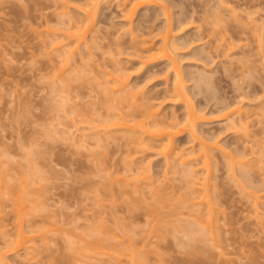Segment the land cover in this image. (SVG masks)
<instances>
[{"label": "rangeland", "instance_id": "obj_1", "mask_svg": "<svg viewBox=\"0 0 264 264\" xmlns=\"http://www.w3.org/2000/svg\"><path fill=\"white\" fill-rule=\"evenodd\" d=\"M166 1L169 4H167V6L171 5V12L174 13V15L176 14L177 16V14H179V10L181 9L178 4V0ZM191 1L193 3L200 2V0H185V2L189 4L192 3ZM82 2H79L78 0H0V264H94L95 261V264H100V260H102L103 258L107 261V263L115 264L116 262L114 261V259L113 262H111L110 259L112 258H109L113 254L111 252V250L113 249L112 244H114L115 246V244L117 245L118 243L124 248L125 244H128L127 242L130 240L129 238H135V240L133 239L131 240V242L129 241V243L132 244L133 241H136L134 242V244L136 243V247L139 249L140 254L138 255H143V258L147 256L145 258L147 261L145 260L146 262H142L143 264H264V222L263 224L261 223L262 225L257 224V222H261L262 218L264 217V204L261 207L259 206V209L262 213L260 214L263 215V217H261V220L257 221L256 218L259 217L250 204V198L248 199L246 197L247 193L251 192V190L254 191L257 187L255 186L254 188L252 186H246L249 181L247 182V180H244L245 178H242L239 175V167L237 168V172L235 171L236 173H238L236 174V177L238 175L243 179L242 180L240 178V180L239 177H237V179L240 180L242 184H244L245 181L247 183L244 184L245 186L242 185L243 188H241V185L239 186V184L233 181V179H231L232 175H230L229 172L230 169H226V166L228 165L226 164V162L228 160H225L226 162H223L222 158L224 157H222L223 155L220 154L221 151L219 150H216L217 152L214 154L215 156H217V158L215 159L216 161L219 159L221 160V162H216L221 166L215 167L216 172L214 171L212 173L214 167L213 166L210 172L211 175L213 174L212 176L210 175V178L212 180L208 178L209 180H211L209 182L212 184H209L211 187L209 188L214 192L213 193L210 190V192L213 193L211 197L213 196L215 198V196L217 195V191H220L221 193L224 192L223 195L221 194L222 198H220L221 195L219 196L220 199L217 197L219 202H217L216 198H212L216 201L215 202L212 200V202H214L213 204L217 203L216 205H214V207L216 206L217 210L216 207L215 210L216 212L218 211L217 214L215 212L214 217H216V219H214L215 221L213 222H215V224L217 225V219L219 217V224H221L220 227H222V231L220 232L215 227L213 228L216 229V232H219L218 236V232H215L214 234L216 235L218 240H216L217 245L214 242V239H216L215 236L211 241L210 238H208L209 241L203 239V241L206 240L207 242L198 241L196 243H192L189 240V244V236L187 234H184V232L182 233L183 235H179V233H176L174 235L165 236V240L160 242L157 237H153V235L149 240L146 241L147 245H144V235L139 232L138 228L140 229L142 227L140 230H142L143 232L145 226V223L143 222L147 220V218H145L146 216H143L145 214L142 213V215L139 216L140 218L145 219H140L137 214H141V212H144L141 209V206L143 208H149V200H145L148 203L147 205L149 206L142 205L143 203L141 204V206H138L139 203H132L134 202V200L133 198H131L133 200L130 202L132 203V208L134 209L136 207H140V211L142 210L140 212L138 211L139 209H131V206L128 203L130 200H128V198L126 201L129 206H125L127 205L126 202L123 203L124 201H122L121 198L117 197L118 195L116 194V192L114 194L117 196H115L114 194H111L110 196V190H108L109 193H107V190H104L107 186L113 184V189L112 187L110 188L111 191H117V187H119V185L116 183V180L120 178H122V180L127 178L123 176L125 173L123 174L122 172V166H125V159L126 162L130 161V159L132 158L137 159V162L140 163L137 164L138 166L140 165V167L144 166V164H147V162L150 161L152 164L151 175L153 176L155 174L153 177L156 176V173L154 172L159 170V168L164 164V158H162L163 156L157 155L159 150L156 148H150L149 152H145L141 155H133V153H131L132 155L130 153L128 154V152H126L127 149H124V147H122V141L117 139L118 137H120V135H122V133L120 132V130H118V132L114 128H112L111 130L109 129V135H105V137H103L105 139L104 141L101 140L103 144L100 143V145L99 142H96L97 138L94 137V131L95 133H101L102 128H96V126L99 127V120H102L101 118L104 119L106 116L103 117L100 114L102 116H100V118L99 114L96 113H105V110H98L96 112L93 111L92 114H90L87 109L85 110V107L89 102H94L96 103L95 105H103V107L106 106V108L109 105V107H111H108L110 112V109L112 110V108L116 105L114 96L110 94L111 92L108 88L111 85L108 84L109 86H106V83L104 82L107 79V76H105V74L103 73L104 71H112L114 61H121L120 63L124 66L126 72L131 74V87H139L145 94H149L151 92L154 93L159 90L162 91L164 88H166L167 84L165 83V79L167 75L163 71L166 68V64L163 63L162 65L157 66V68L155 69H147L148 66L143 65L139 60L128 57L126 53H123V51L126 52L128 50H122L121 52L123 53V55H120L121 52L118 53L119 50L117 51L118 48L115 45V41L117 39L116 37L119 38L123 34L125 35H123L124 39L122 40H130L131 37L127 35L131 34H129L128 32V34L126 35V33L128 29H130L131 27L133 28L138 24H142L140 31L141 29L144 30L147 28L146 30H144L145 34L146 32L151 31L148 29L152 28H154L152 29V31L155 30L153 33L156 34L157 30L160 29V27H164L166 17L163 15L162 11L159 8H150L147 11L144 9L141 12L143 13L144 11V13L146 12L147 15L146 13H143V15L140 12V14L135 17L132 24L128 21L123 20V17L121 15L122 13L120 14L121 8L117 11L118 8L116 7V1L112 2V6L108 9L106 8L108 7L107 4L102 5L101 9L103 10L99 11V16L96 22L97 26L95 27V31H93L94 39L96 38V43H98V46H95V48H98L94 49L92 47L93 45L91 46V48H93V50L91 49L92 52L95 53L93 54L94 57H91L90 60L86 58V64L88 61V65L84 68H81L83 69V73L81 74V81L84 78L86 85L82 83L83 81L81 82V84L87 88L85 90L84 87H82L83 89L77 87L80 89V91H78L79 89L74 90L75 86L73 85V83L77 85V81H80L77 80L75 82L74 79L76 78L72 79V77H75L74 73L71 77V80L73 81H71L70 79L68 80L72 82V84L70 82L68 83L65 80L68 83V86H64L66 94L65 92H61V94H59L61 90L59 91L56 88L57 91L53 92V89H55V86H57L55 81H57V79L59 78L56 71L59 69L62 63L58 58V54L56 52H53L54 50L50 51L52 47L49 50L46 49L48 47V42L46 43V48L45 45L42 44L49 33H47L46 31L49 30L47 28L50 27V29L52 28L53 30L55 26H60V23L57 22L60 21V18L57 19V15L63 10V4H66V6H64L66 7L65 9H67V11H69L72 16L77 18L81 17L82 13L80 12L81 10L77 9L76 7L81 4L83 5ZM84 2H86V0ZM246 2H248L249 8L245 5ZM67 3L69 4V7L67 6ZM110 3L108 4L109 6L111 5ZM189 4L188 6H184V8H189L190 6H192H189ZM228 5L233 9L235 8L234 10L238 12L237 14L241 13L240 15L244 16V18H246L245 10L247 8V11L249 12L255 11L252 15V18L250 17L251 19L262 20L261 18H264V0H230ZM189 9H191V7ZM119 14L122 18L119 16ZM138 17L141 18V20ZM250 18H246L244 20V24L246 26L248 25L246 23ZM123 26L125 27V29ZM62 28L65 29L64 27ZM62 28H59V33L61 31L63 32ZM66 28L69 30L68 27ZM60 29L62 30L60 31ZM67 29L63 33H66ZM144 32L142 31V33ZM147 35L148 34L145 35V38L150 36ZM242 36H240L242 39L241 43L247 45L245 49H251L252 53L258 52V42L253 39L251 35H244V37ZM150 37L152 38V36ZM48 38H50V36ZM243 38H245L244 42ZM91 39L92 36L89 40L91 41ZM241 39L239 41H241ZM92 41L90 43H92ZM83 47L81 52H83V50L85 49ZM180 52L181 54L178 57L182 59L180 61V65L183 73L190 74V72L194 71L197 75V73L200 72V75L203 74V76L207 75V77L209 76L208 78H212L211 83H206L207 85H204L205 87H203L204 90L201 89L202 91L195 88V81H189L187 85L189 86L190 91H194L192 89H195V95L192 94L194 92L191 93L194 96V103L196 105L201 104L203 106H201L202 108L206 107V113L208 114L207 117H210L207 119H210L211 122L207 120L209 124H204L202 129L206 131V135L208 134L210 136H213L214 134H216L215 136L219 137V134L220 139L225 142H221V144L224 145V147L226 144L225 149L228 145L226 151H231L232 147V151L235 147L241 146V149L242 147L244 148V146L242 145L244 141L246 142V138L248 136L246 137V135H244V130H240V132L237 133L235 129H232L234 128V126H232L231 129H228L229 127L227 128V124L225 125V123H223L225 122V120L222 121L223 118L219 119L221 117L220 115L222 114L217 113L216 110L214 111V109H216L214 108L215 103L216 105L218 104V97V99H222L221 101H223V103L225 102L224 104H227L228 102L230 103L232 101L235 103L239 100V94H246L245 96H242V99L244 97L243 101L245 100V103L242 102L244 107L242 104L241 106L244 108V110L246 109V112H249L247 113L249 114L248 117L251 116L250 119L248 118L250 124L252 123L253 125V122L257 123H255V126L253 125L254 127L252 126L250 128V132L252 133V135L256 134V137L259 139V141L263 139L260 141V143L257 140L256 142L258 143L256 144L252 141L254 140L253 137H249V140L252 139L251 142L256 145L254 146V150L257 151V153L248 156V161H252V165L249 163L251 167L255 165L253 169L251 168V171L256 170V172L253 171V173H256V175L251 174L252 179L254 178L253 176H255L257 184H263V182L260 180L264 178V153L261 152V156H259L258 153L260 152L259 150H261V148L263 149L261 151H264V133H262L261 135L259 132L260 130H264V121L262 120L263 123L261 122L260 124L259 122L261 120H259L258 122L256 120L262 117L260 110L261 108H264V65L261 64V62L256 61L253 64V67H257L250 70L252 73L251 76L248 69L242 66L243 68H245V70L240 68L242 70L238 71V68L240 66L237 65V67H235L236 64H234V77L236 76V74H239V77L236 76L234 78L233 72H229V70L231 71L232 67L229 66V68L225 64L226 68H229L228 74L227 70L224 69V65L219 63V61H222V58L216 60V63L207 64L206 62L204 63L202 61H198L192 55H189V49H183ZM86 53L87 51L85 50L84 54ZM117 53L119 54V56L116 55ZM53 59L55 63H52L54 61L50 62ZM253 59L258 60V58L255 56L253 57ZM51 63L54 65L51 66ZM73 66L71 63L67 67L68 71H71L70 69H73ZM73 70L72 72H74ZM100 70L103 72H101ZM151 70L162 71L155 76H151L149 74V71ZM77 71L79 72V70ZM242 71L245 74L247 73L246 75H248V77L250 78L248 79L249 81L251 80L250 82H252L250 87V83H248L249 81H245V77H242L246 76L245 74L241 75ZM69 74L70 72L68 73V75ZM250 76L254 77V79L256 80L252 79ZM78 77H80V75ZM78 77L77 79H79ZM234 79H236L237 83L239 82L240 85L237 84L238 87L235 85L236 83L234 84ZM87 82L89 83V85H87ZM61 83L64 84L63 81ZM61 83L58 84L60 85ZM100 83H103L102 86ZM69 84L73 85L74 87H71L69 89ZM88 86L90 87V90ZM239 86L245 89H242V91L240 92L238 91L239 89H241L239 88ZM81 90L83 91V93L81 94L82 96H78L77 91L82 92ZM247 91L251 93L249 94L247 93ZM253 91H255L256 93ZM61 97L63 98L61 99ZM99 97L101 98V100L99 99ZM103 98L106 99L104 101H112L113 103H115V105L112 106V104L110 103H108V105L105 104L106 102L104 103ZM150 98L152 99V101L155 99L153 97ZM150 98L147 101H151ZM157 99L158 100L155 99L153 103L163 104L160 107L162 114H168L167 116H170L171 114L172 116V114H174L175 112L179 116H182V114L185 113V107L182 106L181 103L174 104L168 99ZM61 100L63 102L64 100L68 101V103L66 104L67 108L66 105L64 109L62 108L63 103H60ZM221 101H219V103ZM94 106L92 105V107ZM219 107L220 106L218 105L217 108ZM87 108L88 110L90 109L89 107ZM100 109H102V107ZM107 109L106 114L108 115L109 112L107 111ZM212 109L216 113H214ZM254 110L257 111V113ZM84 113L92 116L93 121L98 119L96 122L90 121L91 124L94 123L91 126L92 129H89L88 125V127L83 125V122L81 123L80 120H82V118V121L86 122H88L92 118L91 117L90 119H86ZM248 114H244L243 118H245V116H247ZM84 118L86 120H84ZM245 119L247 120V118ZM90 122H88L87 124H90ZM95 128L98 130L100 129L101 131L99 130V132H96L97 130ZM235 128L237 129L238 127ZM177 139L178 146L181 143L184 148H192L194 146L198 148V142L192 141L187 133L181 134V136H179ZM238 141L240 142L238 143ZM248 143L249 141L244 145H246V147L250 146V143ZM123 146L125 145L123 144ZM135 156L138 157L136 158ZM257 157H263L262 160L259 158L261 162L263 161V163H261ZM252 158L254 159L252 160ZM194 165V169H198L200 164L197 165L196 163ZM117 168L119 170H117ZM175 171L176 170H174V172ZM178 171L179 173L172 172L171 175L169 174L170 177H172L173 174V177L178 178V182L175 183H179V178H187L184 176V174L180 173V169ZM206 172L205 174L207 175ZM183 173L187 175L186 171ZM160 175H162L161 172ZM132 177L133 176L131 175V178ZM201 177H203V175L201 176V174H198L197 180L199 178L198 181H200ZM129 178L130 177H128L126 180L131 179ZM175 178L174 180H177V178ZM204 178H201V181L202 179L204 181ZM160 180L155 183V185L159 186L158 184H160ZM256 180L253 181L254 184ZM141 182V187L145 190L141 188L140 190H142V193L144 195H142L141 191L139 193L135 192L136 194H133L137 196L136 197L134 195L137 199L138 197H141L140 199L142 200H138L143 202L144 196H146L148 192L149 193L147 196H149L150 191L148 190L149 183H147V181L145 180L143 183ZM177 185L178 187H181V180ZM247 185H250V183H248ZM190 186L189 187L196 192L194 196H196L198 192H202L200 188H196V186L194 187L193 184H191ZM246 187H248L249 189H247ZM240 188L244 189L245 192H243V190H241ZM260 188L261 187H259V189L255 191L261 190L263 193H259L264 196V188ZM215 189L217 190L216 192ZM245 189L249 190V192L246 193ZM191 190H189L190 194ZM179 191L183 192L184 189H179ZM113 196H115L114 201L112 200ZM147 196L146 198H148ZM137 199L136 201H138ZM115 201L117 202V204L115 203ZM262 201L264 202V198ZM114 206H116V209L114 208L113 211L112 207ZM117 206H119V208ZM125 207H127L128 209ZM111 210L114 212V218H117L119 215L123 220V218L126 217L125 219L126 222H128V226H134L133 229L136 232H134L133 229L132 232L129 233L128 231L125 233L124 231L122 232V230L124 229V227L122 228V226L125 225L126 222L124 221L125 223H123L118 217V221L122 222L123 225L121 223L117 225L119 222L115 221L116 219H113V213ZM116 210L118 212H115ZM129 210H132L134 213L137 210V212L135 213L136 215L134 213L128 214L127 211ZM152 210L153 209H151L150 211ZM125 212L127 213L125 214ZM149 213L151 212H148V214ZM135 217H138L140 221L136 220ZM129 221L133 223L130 224ZM134 221H136L135 223L139 224V227H137V225L135 226ZM127 224L125 225L126 227ZM215 224L213 226H215ZM120 225H122L121 231L119 228ZM97 228H101V231ZM118 228L120 232L124 233L123 235L118 233ZM93 229H96L97 232H90L91 230L93 231ZM108 230L111 232V236L117 237L119 239H123L125 237V234L127 235L131 233L132 235H127L129 238H127L126 236L122 240L123 242H125L124 245L123 242L119 241L118 239L119 242H122L121 245V243L116 241L117 238H113L110 236V232ZM111 230H115L116 232L114 233V231ZM146 230H148V227ZM112 232L115 234V236ZM221 232L223 233L220 234ZM20 233H23V237H21L22 234L20 236ZM104 233L106 238L108 233V236L111 237H109L108 240L113 241H111L110 243H108V240L107 243L106 241H103L104 244H102L100 240L105 238L101 236H104ZM117 233L120 236H118ZM99 234H101L100 237L98 236ZM175 235L177 236V238ZM184 235H187V237ZM94 236L98 238L96 239L94 238ZM212 238L213 236L211 237V239ZM176 239L179 241H177ZM180 239H182V242L180 241ZM19 240L20 242L22 241V243L24 242V244L22 245L23 247L19 249V252L17 250V252H12V250L15 251L14 248ZM183 240L187 242L188 245L187 243H183ZM200 240L202 241V239ZM94 243L95 246L93 245ZM107 244L109 246L112 245V249L111 247L109 248ZM86 245L91 249H94L95 252L99 251V254L95 253L93 250L92 252L90 248L87 249V247H85ZM96 246H98L100 250H98L99 248H96ZM115 248L117 249V246ZM125 248L126 250L129 249V244L128 247L126 246ZM144 248H146V250L148 251H144ZM121 250L122 249L117 251H119L120 253ZM140 251H143L144 254ZM83 252L88 253L90 257L91 255H98L100 259L99 263L97 262L98 257L96 258L92 256L91 261L90 257H88L89 259L86 258L88 254L86 256ZM121 252L124 251L122 250ZM121 255L125 254L122 253ZM120 257L122 258V262L129 259L128 256H126L127 259H124L126 257H122L119 255L117 256V258ZM105 260L103 263L107 264L105 263ZM127 262L129 261L127 260Z\"/></svg>", "mask_w": 264, "mask_h": 264}, {"label": "bare ground", "instance_id": "obj_2", "mask_svg": "<svg viewBox=\"0 0 264 264\" xmlns=\"http://www.w3.org/2000/svg\"><path fill=\"white\" fill-rule=\"evenodd\" d=\"M78 1L82 2V0H78ZM84 1L85 0H83V2H82L84 6L81 4L83 7L81 5L76 7L77 9H80L81 10L80 12L82 13L81 17H77V18L72 16L69 13V11H67V9H65L66 7H64V6H66V4H63L64 5V6H62L63 10L61 11V13L59 12V14L57 15V19L60 18L59 19L60 21H57V22H59L60 26L64 27L65 29H63L59 25H57V27L55 26L56 28L54 27L53 30H52V28L50 29V27H48L47 29H49V30H46V31H47V33L49 32L51 35L48 33L47 38L44 40L45 43L43 41V44H42V45H45V48L47 47V44H48V47L50 46L49 48L48 47L46 48L47 50H49L52 47V49H50V51L54 50L53 52H56L58 54V56H59L58 58L60 59V61L62 63V64L60 63L61 65H60L59 69L56 71L59 78L57 77L58 82L55 81L57 86H55V89H53V92L57 91L56 88L59 91L61 90L60 92L58 91L59 94H61V92L62 93L65 92L64 86L70 82L68 80L69 79L71 80V77L73 76L74 73H75L74 74L75 77H72V79L76 78V79H74L75 82L77 80H80V81H77L78 82V83H76L77 85H75V83H73V85L76 88L73 85H71L72 82H70L71 84H69L70 87H68V88L70 89L71 87L72 88L74 87V90L75 89L78 90L79 88H77V87H80V88L84 87L85 90L87 88L84 86V85H86L84 78L82 80L83 82L81 81V78H82L81 74L83 73V71H82L83 69H81V68H84L88 65V61L86 64V58H88V60H90L91 57H94L93 54H95V53L92 52L93 48L94 49L98 48V47L95 48V46H98L97 45L98 43H96V38L94 39L93 31H95V27L97 26L96 22H97V19L99 16V11L103 10V9H101L102 5L107 4L108 7H106V8L108 9L112 6V4H113L112 2L116 1V3H117L116 7L118 9L116 7L115 8L117 9V11L121 8L120 9L121 12L120 11L119 12H120V14L122 13L121 15L123 17V20L128 21L132 24H133V20L135 19V17L137 15H139L140 12L144 9L147 11L150 8L151 9H154V8L158 9L159 8L162 11L163 15L166 17V22H165L164 27L163 26L160 27V29H158L159 31L157 30L156 34L153 33L155 30L152 31V29H154V28L148 29L151 31L146 32V34L152 36V38L150 36H149L150 38L149 37L145 38L146 34H145L144 30H146L147 28L145 27L146 29H144V30L141 29V31H140L142 24H138L137 26L133 27L136 34L133 31L132 27L130 29H128L127 33L125 30L126 35L128 34V32H129V34H131V35H127V36L131 37L130 40H128V41L122 40V39H124L123 35H125V34H123L119 38L116 37L117 39L115 41L116 42L115 45L118 48L117 51L119 50L118 53H120L122 50H128L126 52L123 51V53H126L128 55V57H132L134 59L139 60L143 65L148 66L147 69H149V68L155 69V68H157V66L162 65L163 63L166 64V68L163 70L164 73H166V75H167L166 79H165V81H166L165 83L167 84L166 88H164L162 91L159 90L160 92L157 91V92L153 93V92H151L152 91L151 90L150 91L151 93L145 94L144 92H142V90L139 87H137V88L131 87V74L126 72L124 66L120 63L121 61L120 62L119 61H116V62L112 61L114 63L112 66V71H104V72L101 70L100 71L103 72L105 74V76H107V79L105 80L104 83H106V86L111 85L108 88H109V91L111 92L110 94H112L114 96V99L116 101V105L112 101L111 102L104 101V100H106L104 98H103V101H104V103L106 102L105 104H107V105H108V103L112 104V106L115 105L114 106L115 108L113 107L112 110L110 109V112H109V108H111V107H109V105H108L109 108L107 107L108 108L107 109L106 106L105 107H103V105L98 106V104L95 105L96 103H94V102H92V103L89 102L91 105L88 103L85 107V110L87 109V111L90 114H92L93 111L96 112L98 110L99 111L105 110L104 111L105 113L98 112L96 114H99V117L101 115L103 117L106 116L104 119L108 118V119L104 120L103 118H101L102 116L100 117L102 120H99V127L96 126V128H102L101 129L102 131L99 129L101 131V133H100L99 130L95 128L97 130L96 132H99V133H95V131H94V137L97 138L96 142H99V144L102 143V141H104V139H105L103 137H105V135L106 136L109 135V132H110L109 129L111 130L112 128H114L117 131L120 130V132L122 133V135H120V137H118L117 139L121 140L122 143L125 145V146H123V144H122V147H124V149H127L126 152H128V154L133 153V155L134 154L135 155H141L145 152H149L150 148H153V149L156 148L159 150L157 155L163 156L162 158H164V161H163L164 164L162 163L163 165L162 166L160 165L161 167L158 166L160 168H159V170L154 172V173H156V176L153 177L155 174L153 173L154 175L153 176L151 175L152 174V167H151L152 164L150 161L147 162V164H144V166L140 167V165L138 166V164H140V163L137 162V159L132 158V159H130V161H127V162L125 159V164H124L125 166H122L124 171L122 170V172H123V174L125 173L126 175L124 174L123 176H125L127 178L128 177L131 178V175H132L133 177L131 179L129 178L130 180H126L127 178H125V177H124L125 179H123V180H122V178H120L121 180L120 179L116 180L117 182L116 181L115 182L119 185V187H117L118 188L117 191H115V190L111 191L110 188L113 186V184L112 185L110 184L109 186L106 187V189H104V188L103 189L107 190V193H109L108 190H110V194H109L110 196H111V194H114L116 192V194L118 196L115 194L114 195L117 196L118 198H121V200L124 201L123 203L126 202V204H127L126 200L128 198V200H130L128 202L130 206L132 203L138 202L139 203L138 206H141V204L143 203L142 205H146V206L150 205L148 209H150V210L153 209L152 211H150L147 208H143L141 206V209L144 212L147 210L144 213V212H141L142 210L140 211V207H138V208L136 207L133 209L131 206L132 210L139 209L138 211L141 212V214L138 213L137 216L142 215V213H143V214H145L143 216L144 217L146 216L145 218H147V220H145L143 222V223H145L143 232H142V230H140L142 228L141 226H140L141 227L140 229L138 228L139 232H141L144 235V237H143L144 245L145 244L147 245L146 241L149 240L153 235H154L153 237L156 236L160 242V241L165 240V236L174 235L176 233H179V235H183L182 234L183 232H184V234H187L189 236L188 241L190 240L192 243H196L198 241L207 242V241H209L208 238H210V241H211L214 239V236H215L216 239H214L215 240L214 242L216 244L218 240H217L216 235H214V234L216 232V229L219 232L222 231V227H220L221 224H219L220 219L218 216L217 217L219 220L217 219V222H218L217 225L215 224V222H213V221H215L214 219H216V217H214V216H215V212L217 210L216 206H215L216 207V210H215L214 205H216L217 203L213 204L214 202H212V200L216 198L217 202H219L218 198L221 194L223 195L224 192L221 193L220 191L218 192L215 189V192L217 191V193H216L217 195L216 196L214 195L215 198L213 196L211 197V195L214 192L212 191V189H210L211 187L209 185V184H211L209 181L212 180L210 178V175H211L210 172H211L213 166L214 167H213L212 173L214 171L216 172L215 167L221 166L220 164L216 163V162H221V160L219 159L220 161L219 160L216 161L215 159L217 158V156H215L214 153L217 152L216 150H219V151H221V153L219 151L218 152L221 155H223L222 157H224V158L220 157V158H222L223 162H226L225 160H228L226 162V164H228L227 165L228 167L226 166V169H230L229 170L230 175L233 176V178L231 176V179H233V181H235L237 184H239V186L240 185L242 186L249 181L248 183H250V185H247L248 184L247 183L246 186H248V187L252 186L254 188L256 186L257 188L255 190L259 189V187H261L263 189L264 187H262V186H264L263 185L264 184V178H262V180H260L263 182V184L258 183L261 186L257 184V180L255 179V176H253L254 178L252 179L251 174L256 175V173H253L254 170L251 171L255 165H253L251 167L252 161L251 160L248 161V159H249L248 156L257 153V151L254 150V146H256V145L253 142H255L257 144L258 142H256V141L257 140L259 141V139L256 137V134L255 135L253 134L254 135L253 136L252 133L250 132L251 131L250 128L253 125L255 126L257 123L253 122L255 119L252 121L253 125H252V123L250 124V122L248 121V118L250 119L251 116L248 117L249 112L247 111L248 112L247 113L246 109L244 110V108H243L244 105L242 104V102L245 103V100L243 101L244 97L242 99V96L244 95L243 93H242V95L239 94L240 97H238L239 98L238 101L234 100V101H236L235 103L232 101L230 103L228 102L227 104H224L225 102L223 103V101H221L222 99L220 100V99H218L219 98L218 97L217 100H219L221 102L219 103V101H217L218 104L216 105V103H215V107H214L216 109H214V108L213 109H214V111L216 110L217 113L222 114V115H220L221 117L219 116L220 117L219 119L223 118L222 121L225 120V122H223V123H225V125L227 124L226 126H227V128L229 127L228 129H231L232 126H234V128H232V129H235V131L237 133H239L240 130H244L245 131L244 135H246V137L247 136L248 137L246 138V142L244 141V143L242 145V146H244V148L242 147V149H241V146L235 147L236 146L235 145L234 146L235 148L232 151V148H233L232 147L233 144H232L231 145V147H232L231 151H228V150L226 151V149L228 148V145H227V148L225 149L226 144H225V147H224V145L221 144V142L222 143H225V142H223L220 139L219 134H218L219 137L215 136L216 134H214L213 136H210L208 134L206 135V131L203 130L202 127L204 124H209L208 121L211 122L210 119H207L210 117H207L208 114L206 113V107L202 108L203 106L201 104L196 105L194 103V98H193L194 96L193 95H195V89H192L194 91H190L187 83L189 81H195V83H196L195 88L198 90H201V89L204 90L203 89V87H205L204 85H207L206 83H208V82L211 83L212 78H208L209 76L207 77V75L203 76L202 73H201L202 75H200V72H198L197 75L194 71L190 72V74L189 73H187V74L183 73L181 65H180V61L182 59L179 58L178 56L181 54V52H180L181 50L189 49V52H188L189 55H192L196 60L202 61L204 63L206 62L207 64L208 63H211V64L216 63L215 62L216 60L222 58V61H219V63L224 65V69L227 70V73H228V69L230 67H232L231 71L229 70V72H231V73L233 72V77L235 74L234 70H233L234 64H236L235 67H237V65L240 66L238 68V71H240L242 69L245 70V68H246V69H248L249 73L252 76V73L250 70L257 67V66L253 67V64L256 61H259V62H261V64L264 65V20H263L264 18H261L262 20L251 19L252 15L254 14L255 11H253V12L247 11L249 6H248V2H246L245 5L248 6V8L245 10V12L247 14L244 12L246 15L245 17L246 18L251 17L249 20L247 19L248 22L246 23L249 26L248 25L246 26L244 24L245 23L244 20L246 18H244V16H241L240 15L241 13L237 14L238 12H236V10H234L235 8L233 9L231 6L228 5L230 0H200L199 3H193L191 1L192 2L191 4L185 2V0L184 1L178 0V4L181 7V9L179 10V12H178L179 14H177V16H176V14L174 15V13L171 12V10H170L171 5L167 6L168 3L166 0H90V1L86 0V2H84ZM109 3L111 4L110 6L108 5ZM188 4H189V6L192 5V6H190L191 9H189L190 7L184 8V6H188ZM67 6L69 7V4ZM176 6H178V5H176ZM143 13H144V11H143ZM120 14H119V16H120ZM146 15H147V13H146ZM243 18H244V20H243ZM139 19L141 20V18H139ZM139 19H138V21H139ZM253 20H254V23H253ZM145 21H143V22H145ZM249 22L251 25L249 24ZM59 23H56V24H59ZM58 26H59V28L63 29V32H65V30L67 29L66 27H68L69 30L67 29L66 33H63L61 31L62 29H60V31L62 33L61 32L59 33L58 32L59 31ZM135 28H136V30H135ZM124 29H125V27H124ZM96 31H98V30H96ZM142 31L144 33H142ZM39 34H42V33H39ZM244 35H251V37L258 42V47H257L258 52L252 53L251 49H249V50L245 49L247 47V45L241 43L242 39L240 37V36L244 37ZM49 36H50V38H48ZM91 36H92V39L94 41L93 42L91 39L92 43H90L91 41L89 40L91 38ZM124 37H126V36H124ZM245 38H243V42H244ZM240 39H241V41H239ZM91 46L93 48H91ZM113 46H114V44H113ZM82 47L85 48L83 50V52H81ZM248 47H249V45H248ZM85 50L87 51L86 54H84ZM118 53L116 54L117 56H119ZM123 53L121 52L120 55L121 54L123 55ZM254 56L257 57L258 60H254L253 59ZM52 61H54V59L51 60L50 62H52ZM52 63H55V61ZM71 63H72V66L74 65L73 66L74 70L70 69L71 71H68L67 67ZM225 64L227 67H229V66L230 67L226 68ZM227 64H229V65H227ZM242 64H244V65H242ZM53 65L54 64H52L51 66H53ZM242 66L245 68H243ZM249 67H251V68H249ZM240 68H242V69H240ZM72 70L74 72H72ZM77 70H79V72ZM161 71L151 70V71H149V74L151 76H155V75L159 74V72H161ZM69 72H70V74L68 75ZM244 74L245 73H243V71H242L241 75H244ZM66 75H67V77H66ZM79 75H80V77H78ZM238 75L239 74H236V76H238ZM77 77L79 79H77ZM170 77H172L173 79ZM229 77H230V75H229ZM242 77H245V79L244 78L243 79L247 82L249 81L248 79H250L248 77V75L242 76ZM251 78L254 79V77H251ZM60 80H62L64 82V84H62L61 83L62 81H60ZM254 80H256V79H254ZM71 81H73V80H71ZM233 81H234V84L236 83L235 85L237 87H238V85H240L239 82L237 83L236 79H234ZM250 81L248 82V83H250L249 87L252 83ZM81 82L84 85H82ZM88 82H87V85H89ZM58 83H61V84L59 85ZM100 84L102 86L103 83H100ZM242 86H243V84H242ZM62 88L64 89V91ZM88 88L90 90L89 86H88ZM239 88H241V86H239ZM242 89H245V88L242 87L241 89H239V90L237 89V90L241 92ZM254 89H256V88H254ZM66 90H67V88H66ZM78 91H80V89ZM78 91H77V95L82 96L81 94L83 93V91L82 90H81L82 92H78ZM153 91H154V88H153ZM155 91H156V89H155ZM148 92H149V90H148ZM192 92H194V93H192ZM243 92H245V91H243ZM253 92H255V91H253ZM247 93H249V92L247 91ZM65 94H66V92H65ZM102 97H104V96H102ZM150 97H153L156 100H158L157 98H159V100L160 99H163V100L168 99L170 102H173L174 104H176V103L180 104L181 103L182 106L185 107V113L182 114V116H179L175 112H174V114H172V116H171V114H170V116H167L168 114L164 115L161 113V108H160L163 104L162 103H158V104L153 103V101L155 99L152 101V99ZM62 98L63 97H61V99ZM149 98L152 102L147 101ZM246 98H247V96H246ZM99 99L101 100L100 97H99ZM67 100H68V98H67ZM117 101H118V103H117ZM60 103L61 104L63 103L62 108L64 109L65 105L68 103V101L64 100V102H63L61 100ZM119 103H121V104H119ZM241 104L243 105V107L241 106ZM88 105H90V106H88ZM92 105L93 106L95 105L96 107L95 106L94 107L96 109L94 107H92ZM218 105L220 106L219 108H217ZM87 107H89L90 108L89 110L90 111L92 110V111L90 112ZM99 107L100 108L102 107V109H100ZM66 108H67V105H66ZM92 108H94V109H92ZM105 108L109 112V113L107 112L108 115L106 114ZM213 109H212V111H213ZM262 109H264V108H261V110ZM261 110H260V113L262 114L261 115L262 117L259 119L258 117L260 114L258 113L259 114L257 117L258 120H256L257 122L259 120H261L259 122L260 124H261V122L263 123V121H264V119H262V118H264V110H262V111ZM216 112H214V113H216ZM255 112L257 113V111H255ZM93 114H95V113H93ZM244 114L245 115L248 114L247 116H245V118H247V120L245 118H243ZM162 115H164V116H162ZM84 116H86L85 117L86 119L87 118L90 119L92 117V116H89V114H85V113H84ZM85 118H84V120H86ZM82 120H83V118H82ZM82 120H80V121H81V123L83 122L82 123L83 125H85V126L88 125L89 129H92L91 126L94 124V123L91 124V122L93 121V117L88 121V122L91 121L90 124H87L88 122L82 121ZM97 120L98 119H96L93 122H96ZM103 120H104V122H103ZM84 122H86V123H84ZM109 123H111V124H109ZM100 125H101V127H100ZM235 127H238V128L236 129ZM263 131L262 130L259 131L261 135H262V133H264ZM103 133H105V134H103ZM183 133H187L189 135L190 139H192V141L198 142V144H199L198 148H196L195 146L192 148H184L181 145V143H180V145H179L180 147H179L177 145L178 144L177 138L179 136H181V134H183ZM250 133H251V135H250ZM100 134H102V135H100ZM249 137L250 138L253 137L254 140L251 139L253 142H251V140H249ZM98 138H99V140H98ZM247 140L249 141L250 146L246 147V145H244V144H246L248 142ZM261 140H263V139H261ZM260 141H259V143H260ZM239 142L240 141H238V143ZM261 150H263V149L261 148ZM261 150H259L260 151L258 153L259 156L262 155L261 152L264 153V151H261ZM249 152H250V154H249ZM233 154H235L236 156ZM239 158L243 159L244 161L239 159ZM259 158L262 160L263 157H259ZM237 159H239V160H237ZM245 159H246V162H245ZM253 159L254 158H252V160ZM261 160H260V162H261ZM263 161L261 163H263ZM196 163H197V165L200 164L201 167L199 165L198 169H194V166H195L194 164H196ZM221 164H225V163H221ZM235 164H237L238 166ZM141 165H143V164H141ZM180 166H181V168H180ZM238 167H239V171H238L239 175L242 178H245L244 180H247V182L243 181L244 184H242L240 182V180L242 179L240 176L237 175V177H239V179L241 178L240 180H238L236 177V174H238V173H236ZM179 169H180V173L184 174V176L187 177V178H185L186 180L179 178V183L181 180V187H178L177 184H179V183H175V182H178L177 177H176L177 180H174L175 177H173V174H172L173 178L170 177L172 172L173 173H177V172L179 173V171H178ZM117 170H119V169L117 168ZM174 170H176V171L174 172ZM182 170H184V171H182ZM217 170H218V168H217ZM185 171H186L187 175L185 173H183ZM200 171H202V172H200ZM160 172L162 173V175H160ZM205 172L207 173V175L205 174ZM229 172H228V174H229ZM231 172H232V174H231ZM254 172H256V170ZM127 173H128V175H127ZM198 174H201V176L203 175V177H201V178H204V175H205L204 181H203V179L201 181V178H200L201 182L198 181L199 178L197 180ZM188 177H190V178H188ZM208 178L211 180H209ZM160 179L161 180L163 179V180L161 181ZM144 180L147 181V183H149V189L148 190L150 191V195H149L150 197L147 196L149 193L148 192L146 195L148 198H146V196H144V201L142 202V201H140V200H142V199H140L141 197H138V199H140V200H138L136 198L137 196L135 195L136 194L135 192L139 193L141 191V193H142V190H140V188L141 189H144V188L141 187L140 182L142 181L141 183H143ZM159 180H160V184H158L159 186L155 185V183H157ZM254 180H256L255 184L253 183ZM185 181L188 183H186ZM121 183H122V185H121ZM182 183H183V186L185 184H187V185H185L183 187ZM191 184H193L194 187L196 186V188H200L202 190V192H198V194L200 193L199 197H198V194H196V196H194L196 192L193 191L192 188H190V187H192V186H190ZM121 186H122V188H121ZM248 187H246V188L249 189ZM241 188H243V186ZM112 189H113V187H112ZM177 189H178V191H179V189L180 190L184 189V191L178 192ZM185 189H186V191H185ZM200 189H197V190H200ZM247 189H245L246 193L249 192V190H247ZM250 189H252V188H250ZM189 190H191V194H190ZM210 190L213 193L210 192ZM241 190H243V192H245L244 189H241ZM255 190L254 191L251 190V192L247 193V196L246 195L245 196L248 199L250 198L249 199V201L251 202L250 204L253 207V209L255 210L257 216L259 217V218H256L258 221V220H261V217H263V215H261L262 213H261L259 208L261 206H263V204H264V202L262 201L264 196L260 194L262 192L261 190L260 191L259 190L255 191ZM104 192H106V191H104ZM143 192H145V191H143ZM180 192H182V193H180ZM133 193H135V194H133ZM201 193H203V194H201ZM218 193H220V194H218ZM142 195H144V194L142 193ZM222 195L220 196V198H222ZM115 196H113V198H112L113 201H114ZM129 196H131V197H129ZM134 197L138 201H136V199ZM131 198H133V200H134V202H132V203H130L131 201H133ZM147 199L149 200V205H147L148 203L145 201ZM251 199H252V201H251ZM116 201H115V203L117 204ZM119 201H120V199H119ZM213 201H215V200H213ZM144 202H145V204H144ZM123 203H122V205H123ZM129 205L127 204L125 206H129ZM151 205L154 208H152ZM117 207L119 208V206H117ZM112 208L114 211V208L116 209V206H114ZM125 208H127V207H125ZM263 209H264V206H263ZM117 210L115 212H118ZM132 210L127 211L128 214H133L134 212ZM113 211H112L113 215H112V213H111V215L113 216L114 220L116 219L115 221H118L120 219V221H122L123 223L126 222V219H125L126 217L123 218V220L121 219L122 217L120 218L119 215H118L119 219H118V217L114 218L115 215H114ZM127 212H125V214ZM130 212H132V213H130ZM136 212H137V210H136ZM148 212H151V213L148 214ZM217 212H216V214H217ZM222 214H223V212H222ZM133 217H134V215H133ZM139 218H140V216H139ZM140 219H143V218H140ZM263 219H264V217L262 218L261 222H257V224H261V223L263 224V222H264ZM136 220H139L138 217L136 218ZM120 221H118L119 223L117 222L118 224L117 223L116 224L117 225H119L120 223L122 224V222H120ZM135 222L136 221H134V223ZM127 223L128 222H126L125 225ZM129 223L131 224L133 222L129 221ZM213 223L215 224V226H213L214 225ZM122 225H120V227H119L120 231H121ZM125 225L122 226V228L124 227L122 232L123 231H124V233L127 231H128V233L132 232V229L134 228V226L132 227V225L131 226L129 225L130 226L129 227L127 224V227H126ZM136 225H137V227H139V224L135 223V226ZM145 227H146V229L148 227V230H146ZM214 227L216 229H213ZM101 228L100 229L97 228V229L101 231ZM119 228L117 229L118 233L123 235L124 233L120 232ZM128 229H131V230H128ZM94 231H96V229L95 230L93 229V231L91 230L90 232H94ZM100 231H99V233H100ZM111 231H114V233L116 232L115 230H111ZM133 231H134V229H133ZM104 232H106V231H104ZM134 232H136V231H134ZM219 232L217 233V236H218ZM118 233H117V235L120 236ZM222 233L223 232H221L220 234H222ZM21 234H22V236H21ZM101 234H102V232H101ZM101 234H99L98 236L100 237ZM109 234L111 236V232ZM130 234H127V235H130ZM135 234H137V233H135ZM90 235H92V234H90ZM127 235L125 234V237ZM187 235H184V236L187 237ZM20 236L23 237V233H20ZM101 236L105 237V233H104V236L103 235H101ZM110 236H108V233H107V238L105 237V238L100 240L102 242V244H104L103 241H106V243H107L109 241L108 238ZM114 236H115V234H114ZM212 236H213V238L211 239ZM111 237H113V236H111ZM94 238H96V237L94 236ZM113 238H117V237H113ZM127 238H129V237L127 236ZM176 238H177V236H176ZM178 238H181V237H178ZM118 239L119 238L116 239L117 242L123 240L121 238L118 241ZM129 239H127V240H129L130 242L133 239L135 240V238H133V239L129 238ZM200 239H202V241ZM203 239H206L207 241L206 240L203 241ZM111 241H113V240H111ZM111 241H109L108 243H110ZM129 241L127 243L129 244L130 250L129 249L126 250V248H125L126 246L128 247V244L127 245L125 244L124 248L122 246H120L118 243H117V245L115 244V246H114V244H112L113 246L112 245L109 246L107 244L109 248L111 246L113 247V249L111 247V249H112L111 252L113 253V254L111 253L112 255L115 254L117 256L119 255L122 257H126V256L129 257V259H127V257L124 258V259H127L129 262H127V260H125V261H123L124 262L123 263L121 260L122 259L121 257L117 258V256L111 255V257H109V258H112V259H110L111 262H113V259L116 262V263L114 262L115 264H127V263L128 264H143L142 262L147 261L145 259L147 256H145V258H143L142 254H141L142 256L138 255V254H140L139 249L136 247V243L134 244V242H136V241H133L132 244H130ZM177 241H179V240H177ZM180 241L182 242V239H180ZM190 241H189V244H190ZM19 242H20V240H19ZM19 242H17L18 245L16 244V246L14 248L15 251L12 250V252H17V251L19 252V249L23 247L22 245L24 244V242L23 243H22V241L20 243ZM122 242H119V243H121V245H122ZM114 243H116V242H114ZM124 243L125 242H123V245H124ZM183 243H187V242H185L183 240ZM97 244H98V242H97ZM93 245L95 246V243ZM187 245H188V243H187ZM116 246H117V249L115 248ZM85 247H87V249L90 248L87 245ZM96 248H99V247L96 246ZM120 249H122L125 252V253L121 252L122 251L121 250L120 253L121 254L123 253L125 255H121L119 253V251H117ZM90 250L94 251V249H91V248H90ZM98 250H100V248ZM128 250L131 252H129ZM143 250L148 251V250H146V248H144ZM128 252H129V254H128ZM140 252L142 253L143 251H140ZM83 253H85V252H83ZM95 253L99 254V251L95 252ZM87 254L88 253H85L86 256H87ZM143 254H144V252H143ZM92 256H94V255H91V257H90V255L88 254V256L86 258L89 259L88 257H90V260H91ZM137 256H139V257H137ZM94 257L97 258L98 255L94 256ZM97 259H98L97 262L99 263V260H100L99 257ZM103 259L100 260V262L102 264H104L103 262L105 260V259L104 260ZM94 261H95V259H94ZM95 263H96V261H95ZM105 263H107L106 260H105ZM107 264H113V263H107Z\"/></svg>", "mask_w": 264, "mask_h": 264}]
</instances>
